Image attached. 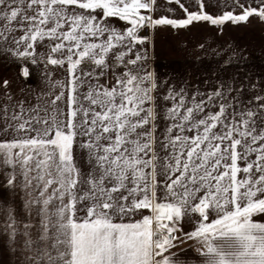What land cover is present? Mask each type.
Segmentation results:
<instances>
[{
	"label": "snow or ice",
	"instance_id": "6c2138e0",
	"mask_svg": "<svg viewBox=\"0 0 264 264\" xmlns=\"http://www.w3.org/2000/svg\"><path fill=\"white\" fill-rule=\"evenodd\" d=\"M165 3L184 18L157 16L158 0H0V52L21 77L37 64L66 72L36 105L0 109L6 183L19 174L38 193L28 202L36 238L29 224L21 233L28 264H179L172 249L189 240L203 264H264V222L254 219L264 217V95L230 99L221 86L160 96L148 50L137 48L145 29L264 22V0H232L218 15L205 0L197 11Z\"/></svg>",
	"mask_w": 264,
	"mask_h": 264
},
{
	"label": "crops",
	"instance_id": "0c3cea01",
	"mask_svg": "<svg viewBox=\"0 0 264 264\" xmlns=\"http://www.w3.org/2000/svg\"><path fill=\"white\" fill-rule=\"evenodd\" d=\"M190 11H197L196 0H182ZM156 15L170 18H184V13L176 5H168L165 0H158ZM205 11L213 15L233 10L232 0H205ZM255 6V5H254ZM175 8L174 12L167 11ZM239 12V9H235ZM113 25L123 29L124 22L113 20ZM149 42L137 48L148 50V65L156 73L160 96L169 89H184L190 98L193 93H210L223 86L229 90V98L248 99L255 95H264V22L253 17L248 23H226L222 27L212 26L207 22H194L187 28L174 29L158 27L151 29ZM37 51H43L38 47ZM30 76L25 79L20 75V62L9 53L0 52V82L9 81V101L5 90L0 88V109L24 101L26 108L36 105L38 97L49 91L55 81H63L66 76L64 69L54 66L45 68L41 64L29 67ZM50 72V79L46 73ZM242 92H237V88ZM56 92L59 89H54ZM200 97L198 96L197 99ZM162 107H170L171 101L158 100ZM18 111V109H17ZM161 127L164 122L160 121ZM3 121L0 120V127ZM11 138L0 134V139ZM10 169L0 166V264H28L27 257L31 254L23 245L24 225H31L32 238H36L40 217L37 208L30 206L29 201L38 197L31 188H24L17 175L16 183L9 187L6 183ZM145 214H149L145 211ZM10 217L15 220L17 234L11 238V230L7 227ZM140 217L137 216L136 219ZM264 222V217H254ZM185 225L184 231H189ZM200 245L189 240L173 251L177 253L179 264H203L204 258L196 249Z\"/></svg>",
	"mask_w": 264,
	"mask_h": 264
},
{
	"label": "built area",
	"instance_id": "2783aa9c",
	"mask_svg": "<svg viewBox=\"0 0 264 264\" xmlns=\"http://www.w3.org/2000/svg\"><path fill=\"white\" fill-rule=\"evenodd\" d=\"M150 33H151V30H148V29H145V30H142L141 31V35H147V36H149Z\"/></svg>",
	"mask_w": 264,
	"mask_h": 264
},
{
	"label": "rangeland",
	"instance_id": "374dc122",
	"mask_svg": "<svg viewBox=\"0 0 264 264\" xmlns=\"http://www.w3.org/2000/svg\"><path fill=\"white\" fill-rule=\"evenodd\" d=\"M190 229V228H189ZM179 235V234H178ZM188 242V241H187ZM186 243V242H185ZM185 243H182V244H180L178 247H176V248H173L172 249V251H175V250H177L179 247H181V246H183V244H185Z\"/></svg>",
	"mask_w": 264,
	"mask_h": 264
}]
</instances>
